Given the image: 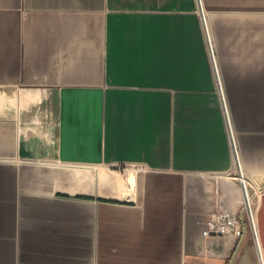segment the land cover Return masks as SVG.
Here are the masks:
<instances>
[{"label": "crops", "instance_id": "0c3cea01", "mask_svg": "<svg viewBox=\"0 0 264 264\" xmlns=\"http://www.w3.org/2000/svg\"><path fill=\"white\" fill-rule=\"evenodd\" d=\"M235 151L264 189V0H0V264H264Z\"/></svg>", "mask_w": 264, "mask_h": 264}, {"label": "rangeland", "instance_id": "374dc122", "mask_svg": "<svg viewBox=\"0 0 264 264\" xmlns=\"http://www.w3.org/2000/svg\"><path fill=\"white\" fill-rule=\"evenodd\" d=\"M248 184H249L250 195L252 196V203L250 204L241 194V198H240V202L242 203L240 207L241 214L239 217V222L237 224V227L241 231V233H245L249 235L252 238V241L256 243L257 238L254 227V219L256 217L257 201L260 196V191L256 184L254 186L253 184L247 182V186ZM243 189L244 187L242 188V190Z\"/></svg>", "mask_w": 264, "mask_h": 264}, {"label": "built area", "instance_id": "2783aa9c", "mask_svg": "<svg viewBox=\"0 0 264 264\" xmlns=\"http://www.w3.org/2000/svg\"><path fill=\"white\" fill-rule=\"evenodd\" d=\"M212 57L215 60V56H214L213 52H212ZM235 152H236V159H237L235 169H236L237 177L242 183V179L241 178L245 176V172H244V169H243L242 164L240 162V158H239L238 152L237 151H235ZM244 186H243V183H242V188L244 187L246 189V191H247V189L249 188V184H248V186L247 185H244ZM263 190H264L263 188L261 190H259L260 194L262 193ZM248 197H249V194H248ZM255 219H256V217H255ZM255 219H254V227H255L256 238H257V227H256ZM238 222H239V220H238ZM238 222H237V224H238ZM229 223H231V222H229ZM237 231H238V235L239 236H243L245 234V233H241V231L238 229V227H237Z\"/></svg>", "mask_w": 264, "mask_h": 264}, {"label": "bare ground", "instance_id": "6f19581e", "mask_svg": "<svg viewBox=\"0 0 264 264\" xmlns=\"http://www.w3.org/2000/svg\"><path fill=\"white\" fill-rule=\"evenodd\" d=\"M206 20V19H205ZM206 33V32H205ZM211 35V34H210ZM212 36V35H211ZM211 40V39H210ZM242 179V183H243V186L244 185H247V178H246V175L244 176V177H242L241 178ZM258 186V185H257ZM245 187V186H244ZM258 188H259V190H261V187H259L258 186ZM240 192H241V194H242V196H244V198L251 204L252 203V196L250 195V191H249V188L247 189V191H246V189L244 188L243 190L241 189L240 190ZM248 194H249V197H248ZM255 221H256V219H255Z\"/></svg>", "mask_w": 264, "mask_h": 264}]
</instances>
